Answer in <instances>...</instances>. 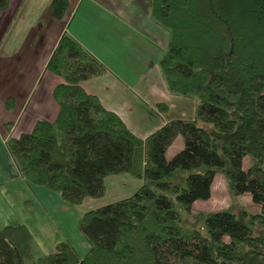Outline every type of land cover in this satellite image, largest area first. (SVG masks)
Returning a JSON list of instances; mask_svg holds the SVG:
<instances>
[{
  "label": "trees",
  "instance_id": "obj_1",
  "mask_svg": "<svg viewBox=\"0 0 264 264\" xmlns=\"http://www.w3.org/2000/svg\"><path fill=\"white\" fill-rule=\"evenodd\" d=\"M9 2L0 0V11ZM50 7L61 21L69 3L51 0ZM150 14L169 33L159 60L166 86L194 97V119L134 135L82 88L106 67L63 32L46 64L63 79L52 91L57 116L9 137V154L26 181L70 205L103 197L113 174L144 183L83 213L79 230L90 244L83 256L60 241L34 257L30 230L5 225L0 264H264V234L257 233L264 229V0H150ZM11 104L9 97L6 108ZM177 135L182 148L167 157ZM218 171L233 195L248 193L259 211L202 212L199 227H186L180 209L189 213L196 200L208 199Z\"/></svg>",
  "mask_w": 264,
  "mask_h": 264
},
{
  "label": "crops",
  "instance_id": "obj_2",
  "mask_svg": "<svg viewBox=\"0 0 264 264\" xmlns=\"http://www.w3.org/2000/svg\"><path fill=\"white\" fill-rule=\"evenodd\" d=\"M68 3L61 21L52 17L51 0H10L0 11V228L25 225L33 236L32 248L40 255L53 252L60 241L74 247L85 240L79 230L85 209L26 181L6 141L30 131L38 119L56 118L52 91L63 79L46 70V64L63 32L106 67L103 75L82 80V88L96 95L139 138L173 119H194L196 108L193 97L172 93L166 86L158 62L169 33L152 19L150 0ZM9 97L12 104L6 108ZM187 102L191 118L181 112ZM170 147L167 157L174 154L168 156Z\"/></svg>",
  "mask_w": 264,
  "mask_h": 264
},
{
  "label": "rangeland",
  "instance_id": "obj_3",
  "mask_svg": "<svg viewBox=\"0 0 264 264\" xmlns=\"http://www.w3.org/2000/svg\"><path fill=\"white\" fill-rule=\"evenodd\" d=\"M185 105L187 106V109L180 111L182 112V115L191 118L193 116V110L190 112L189 109L192 106L189 108V102L185 103ZM170 145V149L168 150V156H171V153H175L180 148H182L181 136L177 135L171 141ZM250 163V158L245 157L243 161L244 167L246 168L247 166H249ZM143 183L144 177H136L127 172L110 175L105 179V184L107 188L106 194L101 198L86 197L83 203L80 204V206L85 209V211H87L99 205L114 202L120 198L133 194ZM170 197L172 198L171 195ZM228 207L235 209L238 214H240V210L242 207L246 208L249 212L252 213L259 211V206L252 202L251 197L248 193H244L241 195H233L228 189L227 181L225 179L224 174L218 171L215 173L213 179L210 197L205 200H196L193 203L191 211L189 213H186L181 209L180 211L184 225L188 228H195L199 227L200 225L197 219L198 214L202 212L217 211ZM257 233L263 235L264 229L257 231ZM74 247L79 252V256H82L80 252L84 248L88 250V248H90V244L86 239H83V241L79 243V246L74 245ZM32 253L34 257L40 256L38 249L34 250L32 248Z\"/></svg>",
  "mask_w": 264,
  "mask_h": 264
}]
</instances>
